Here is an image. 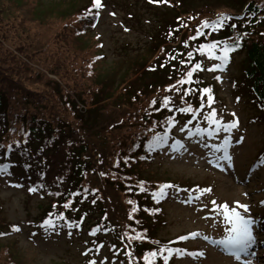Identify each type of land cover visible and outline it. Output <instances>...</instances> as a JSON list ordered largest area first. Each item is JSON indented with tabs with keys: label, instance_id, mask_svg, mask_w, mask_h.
Listing matches in <instances>:
<instances>
[{
	"label": "trees",
	"instance_id": "trees-1",
	"mask_svg": "<svg viewBox=\"0 0 264 264\" xmlns=\"http://www.w3.org/2000/svg\"><path fill=\"white\" fill-rule=\"evenodd\" d=\"M154 1L156 4L151 8L161 11L162 14L153 23L155 28L153 33L156 35L148 36V41H152L150 42L152 44L149 45L147 42L142 54L148 57L135 59L139 67H143L161 44L169 41L170 37L171 40L177 38L183 27H186L190 20H194L193 18H198L205 13L215 16L227 15L230 17L229 21L246 24L250 26L251 31L246 32L241 28L233 29L231 25H224L221 29L211 32L213 35L211 40L225 41L229 38L233 41L239 36L240 47L233 51L240 55L242 60L239 64L241 80L238 83L243 82L246 94L253 100L254 109L264 119V0H164L168 5L161 4V0ZM144 2L149 5L145 0ZM89 4L90 0H87L83 7H77V11L74 10L72 15L62 21L75 16ZM117 4H126L127 8H132L129 3H120L119 0ZM24 7L26 4H23L22 0L19 2L18 0H0V145L6 147L11 145L7 151L0 149V164L9 165L6 172H0V176L9 177L8 179L23 187L24 191L37 192L38 198L46 201L45 206L39 207L38 214L32 220V222L37 220L41 230L48 231L45 233L77 232L86 226L89 228L88 209L93 207L95 209L92 213L95 214L98 211V215L104 221L101 223L96 219L93 225H103L101 229L110 236L108 244L112 246L115 239L120 240L123 259L127 264H145L143 257L149 253L150 239L152 236L153 239L156 238L159 224H157L156 216L152 218L151 229L148 226L151 223L140 221L147 214L142 205V201L146 199L147 189L145 180L135 168L143 165L150 166L149 158L140 156L132 168L123 162H117L116 166H121L123 170L117 168L119 178L113 179V182L109 181L108 177H103V173L106 172L102 164L106 157V154L102 152L103 138L106 139L108 134L115 130H123L126 133V138H122L125 143L121 141L122 147L112 150L108 155L119 158L134 157L133 153L142 147L143 142L149 143L147 141H150L152 137L150 134L161 127V122L156 120L153 123V118L157 117V113L154 114L153 111L170 109L172 104L181 106L183 101H187L184 93L181 99L169 98L166 106L163 104V99L153 104L151 101L153 99L150 97L155 93L157 97L159 94L157 92L163 90L164 86L181 80L184 76L174 75L169 68L171 66L169 62L155 59L146 71L125 84L115 98L108 101V104L118 110L119 97L127 95L128 101L122 104L125 106L130 104V109L133 110L119 112V115L112 116V120L106 124V120L96 114L100 111V107L93 106L112 97L116 88L125 82L126 77L120 78L118 85L102 84L101 87L89 92L92 93L89 104L92 109L81 110L80 107L84 108L87 102L77 88L68 90L69 93L58 91L59 94H42L43 90H40L38 86L40 77L46 76L34 65L37 53L45 52L46 47L39 44V38L35 36V33L31 34L29 26L32 23L29 18H26L29 14L28 7L25 10ZM18 12L20 13L16 14ZM32 12L34 9L31 10ZM34 13L39 22H46L43 16L37 12ZM17 15H23V17L20 22L15 23ZM207 18L209 17H201L196 24L207 21ZM145 21L146 24L151 23L150 20ZM39 22L38 25H40ZM161 28L163 30L160 31ZM192 28H188L183 33L176 48L169 47L175 51V57H179L178 53L181 50L184 53L188 44L194 43L193 39L186 37L188 32H192ZM68 29L74 30L66 28L67 32L55 31L61 46H66L67 39L72 37L73 32ZM73 38L77 40L81 37L76 35ZM200 40L206 42L201 37ZM17 53L25 60H19L16 57ZM192 56L196 60L199 59L197 53ZM17 60L21 63L13 64L11 67V64ZM196 78L198 82L190 83L193 91L206 87L204 80L201 81L202 72H198ZM137 81L144 82L135 85ZM55 97L58 99L57 109H54L53 105L51 108L41 106V103L54 102ZM196 102L197 99H194L192 103L196 104ZM46 108L49 110L45 111ZM108 111V109L102 110L103 113ZM127 159L130 161V158ZM84 173L89 178V175H92L96 180L89 179L83 175ZM86 179L88 180L85 182ZM29 188H36V191H29ZM99 192L102 193L100 197L97 196ZM107 195L125 206L124 209L119 208L117 214L114 212V217L108 213V208L111 206L108 205ZM66 203L69 205L67 208L64 207ZM134 208L135 211H133ZM61 213L63 219L58 218ZM4 214L5 211L0 209V234L6 231ZM50 214H52L55 228H42L43 221L48 219ZM133 219L139 221V224H135L127 235L121 233L119 237L115 234L111 221L121 225L131 224ZM144 224L147 226L143 227L147 229L141 230ZM153 264H157V261H153Z\"/></svg>",
	"mask_w": 264,
	"mask_h": 264
},
{
	"label": "rangeland",
	"instance_id": "rangeland-1",
	"mask_svg": "<svg viewBox=\"0 0 264 264\" xmlns=\"http://www.w3.org/2000/svg\"><path fill=\"white\" fill-rule=\"evenodd\" d=\"M103 1L95 28L73 33L72 37L67 39V45L61 46V41L55 35V31L67 32L64 26L71 25L75 16L64 21L62 19L72 15L77 7H83L87 0H22L23 4H26L23 9L28 7L29 14L26 15V18H29L32 23L29 26L31 34L35 33V36L39 38V44L46 47L45 52L37 53L34 65L46 76L40 77L38 88L43 90L42 94H59L60 91L68 93V90L72 91L77 88V90L80 89L79 93L83 94V98L87 102L85 107H89L92 96V93L89 92L101 87L102 84L118 85L120 78L126 77L125 82L116 88L112 97L95 105V107H100V111L96 114L105 119L107 124L112 120L111 117L119 115V112L133 110L130 109V104L126 106L122 104V102L128 101L127 95L119 97V111L108 104V101H112L125 84L138 76L141 69L145 70L144 66V68L139 67V63L135 62V59L148 57V55L142 54L146 49L147 42L149 45L152 44L150 43L152 41H148V36L156 35L153 33L155 31L153 23L162 12L151 8L152 6L147 5L144 0H119L120 3H129L132 8H127L126 4L118 5V0L115 2ZM72 8L75 9L72 10ZM32 9L43 16L46 22H39L36 14L31 13ZM82 11L88 13L87 8ZM82 11L78 13H82ZM22 17L23 15H17L15 23L20 22ZM77 19L79 20L80 17L77 16ZM145 20H150L151 23L146 24ZM82 28L80 26V29ZM38 32L39 35H37ZM76 35L81 38L75 40L73 37ZM152 40L154 41V39ZM16 57L19 60H25L18 53ZM240 59L241 56L236 57L235 64L229 71L232 75L229 76L232 78L233 76L235 79L240 78L239 64L242 61ZM20 63L21 61L17 60L9 64L12 67L13 64ZM223 80L218 95L216 94L211 104L208 103L206 107L211 111L214 109L217 114L216 118L222 122H236V126L230 132L223 133L225 136L231 137L228 149V153L232 157L231 165L218 157L216 152L210 150L211 147H206V142L203 139L192 137L184 141L182 150H179V145L176 146L178 148L176 151H173V148L164 149L154 155V163H151L150 166L135 169L143 179L149 180L146 186H160L168 183L194 185L198 193L196 196H199V199H194L193 194L187 195L184 192H175L170 189L168 197L159 202L157 199L150 201L146 199L148 204L154 203L160 207L162 218L159 223L164 227L159 229L157 235L163 240L182 233H199L191 241L188 240L185 245L199 246L200 249H203V258L189 261L185 258L173 257L171 264H243L241 261L223 255L218 252L215 246L209 244V240L220 236L224 228L223 217L209 212L212 207L210 201L213 200L217 204L226 202L230 207L234 206L236 201L249 205L251 212L248 214H251L259 225L255 229L257 245L255 255L247 256V258L252 261V264H264V213L262 209L264 207L259 203L264 197V166L259 167L252 174L248 170L254 160H257L256 156H264V119L256 113L251 102L244 99L242 93L235 91L231 78L223 77ZM143 82L137 81L135 85ZM72 87L73 89H69ZM183 89L190 90L187 84ZM181 91L179 86L177 88L175 86L160 92L157 97L153 95L150 98L153 99L151 101L157 102L164 97L173 96L175 99L181 96ZM193 95L196 96V93L193 92ZM197 97L201 101L206 98V95L199 92ZM57 102L58 99L55 97L54 102L41 103V106L51 108L53 105L54 109H57ZM19 105L23 106V104ZM103 109L109 111L103 113ZM48 110L46 108L45 111ZM160 118L162 115L157 113V117L153 118V123ZM174 132L177 136L184 138L181 129H176ZM125 134L123 130H115L109 133L106 139L103 138L102 152L106 154L105 160L102 162L104 166L108 164L107 155L112 150L121 148L125 143L122 139L126 138ZM208 151L212 155L208 154ZM143 168L148 169L140 174V170ZM85 173L84 176H86ZM89 176L90 178L86 177L96 180L92 175ZM18 187L7 180L0 179V209L5 211L6 219L4 220L19 228V231L14 235L9 233L1 240L0 264H86L93 255L91 260L96 264H120L117 256L108 250L106 253L97 252L98 254L88 250L87 246L90 242L86 234L43 236L42 233L32 230L34 226L29 227V223L38 214L39 207L45 206L46 201H41L38 197H30L27 191ZM198 189H210V191L201 193L197 191ZM107 197H109L108 204L116 214L119 208H125L123 204L118 203L109 195ZM146 220L149 222L148 219ZM150 223L151 225L148 226L151 229L153 223ZM204 237H208V239H204Z\"/></svg>",
	"mask_w": 264,
	"mask_h": 264
},
{
	"label": "snow or ice",
	"instance_id": "snow-or-ice-1",
	"mask_svg": "<svg viewBox=\"0 0 264 264\" xmlns=\"http://www.w3.org/2000/svg\"><path fill=\"white\" fill-rule=\"evenodd\" d=\"M93 6L95 8H100L101 0H93ZM98 14V13H97ZM230 17L227 15H222L218 17L217 19L209 22V21H203L201 26L197 28L196 36L204 35L203 32H201L200 28H211L213 30H219L222 27H224L225 22L229 20ZM231 27L233 29L236 28L235 24H232ZM190 39H195V37H191ZM219 47V55H216L214 50H216ZM240 47V40L239 36L233 39L231 43L228 41H220V40H213L210 43H204L199 45V51L204 52L207 51L209 57L214 58L215 60L219 61V63L213 65L210 71L220 70L223 68V66L229 61L230 53L235 51ZM192 53H188L189 59L191 58ZM181 64H184L185 61H180ZM200 64H195L194 69H200ZM193 75V71L189 70L186 73L187 79H181L177 81V84L183 85L186 83H191V77ZM216 79H220L219 77H216ZM202 93H210V89L205 87L203 89H200ZM209 104L212 102V96H208ZM155 104V101L152 102ZM169 103V98L164 97L163 104L166 106ZM180 112H187L192 113L194 110L191 106L186 108H180ZM234 115V114H233ZM216 111L213 109L211 112H209L207 115H205L204 119L209 125V127H196L194 130V133L192 131L189 132V136L191 137L193 134L195 135H207L209 138L214 137L219 134L220 131L224 132H230V130L236 126L235 121L230 122H222L220 119H217ZM192 119H195V116L192 117ZM190 120L188 123H191ZM169 126L172 125L173 121L169 120L167 122ZM188 125H184V128H186ZM214 126V127H213ZM184 128H181V131L184 130ZM168 143V135L167 132L164 134L156 133L151 137V140L149 141L147 147L150 150H155L160 148L162 145ZM174 144H179L180 148L179 150H182L184 148V145L181 144L179 141H174ZM231 143V137L225 136L223 139V142L221 144H213L211 147L214 149L215 152H223V155L221 159L226 160L229 165H231L232 157L228 153V148ZM9 148H11V145L4 146L0 145V149H5L7 151ZM177 150V149H174ZM9 168L8 164H0V172H6ZM169 187H173V185L170 184H162L159 186V188L153 193V198L157 199L159 197L166 196V189ZM29 191H36V188H29ZM197 191L203 193L208 192L210 189H198ZM194 199H199V196L193 197ZM131 203V201H129ZM261 205H264V201L259 202ZM210 204L212 207L209 209L210 213H215L217 216L223 217V222L225 225H230V227L225 228V235L222 239L215 241V243L221 245L227 252H229L237 261L241 260V256H254L255 253H250L248 250L252 246V244L255 242V236L253 233V224L255 223V220L252 215H246L250 213V207L247 204H241L238 201L234 202V206H229L228 203L223 204H217L215 200L210 201ZM69 205L66 203L64 207H68ZM136 209L134 208L133 211ZM243 214H242V212ZM58 218L63 219V214H59ZM42 228H55V224L52 220V214L49 215L48 219H45L41 225ZM14 231H19V228L17 226H13ZM199 235V233H190L189 236L195 238ZM139 238V236H137ZM188 236H181L178 237L179 240H186L188 239ZM204 239H208V237H204ZM164 253H167L168 255H164ZM180 249L178 248H170V247H161L159 251H151L147 253L143 259L145 261V264H153V261L156 260V258L159 256L163 259L164 264H168V260L171 255L173 254H179ZM188 255H197L196 253H188ZM198 255H203V253H198ZM89 264H96L95 261H89ZM243 264H252V261L250 259H245L243 261Z\"/></svg>",
	"mask_w": 264,
	"mask_h": 264
}]
</instances>
